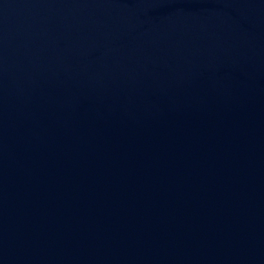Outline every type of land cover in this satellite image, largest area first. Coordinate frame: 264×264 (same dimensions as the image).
<instances>
[{
    "label": "water",
    "instance_id": "obj_1",
    "mask_svg": "<svg viewBox=\"0 0 264 264\" xmlns=\"http://www.w3.org/2000/svg\"><path fill=\"white\" fill-rule=\"evenodd\" d=\"M0 264H264V0H0Z\"/></svg>",
    "mask_w": 264,
    "mask_h": 264
}]
</instances>
